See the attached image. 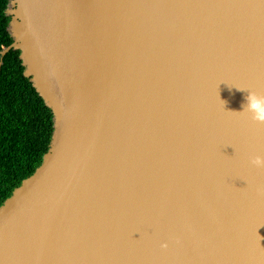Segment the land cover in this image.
<instances>
[{
	"label": "water",
	"instance_id": "95a60500",
	"mask_svg": "<svg viewBox=\"0 0 264 264\" xmlns=\"http://www.w3.org/2000/svg\"><path fill=\"white\" fill-rule=\"evenodd\" d=\"M4 14L0 65L18 51L52 131L0 205V264H264V167L244 164L264 158V123L238 112L264 96V0H9ZM150 84L209 109L150 124Z\"/></svg>",
	"mask_w": 264,
	"mask_h": 264
},
{
	"label": "trees",
	"instance_id": "16d2710c",
	"mask_svg": "<svg viewBox=\"0 0 264 264\" xmlns=\"http://www.w3.org/2000/svg\"><path fill=\"white\" fill-rule=\"evenodd\" d=\"M8 1L0 0V50L12 42ZM18 54L10 50L0 65V205L39 166L52 131L50 111L23 76Z\"/></svg>",
	"mask_w": 264,
	"mask_h": 264
},
{
	"label": "bare ground",
	"instance_id": "6f19581e",
	"mask_svg": "<svg viewBox=\"0 0 264 264\" xmlns=\"http://www.w3.org/2000/svg\"><path fill=\"white\" fill-rule=\"evenodd\" d=\"M197 41H190L189 50L191 47L196 43ZM264 43V41H262ZM211 48H215V54L216 56H229V48L225 47L223 43L215 44V42H209V41H202L200 46V51L203 56H207L209 53V50ZM176 55H172L174 59H181L185 54L181 51H176ZM125 75V78L123 81L128 80L127 76L131 73H122ZM154 74H151V77ZM145 77H142L141 81L144 80ZM151 85V94L143 95L141 98L146 99L145 101L148 102L147 106H144L145 110L142 111V115L149 116L148 118L151 120L150 124L153 122H161L163 126H166V128H169L168 123L170 122V116L173 118L176 116L178 112H182L180 114V118H195L197 115H202L207 112V109H209L207 106H198L196 108L194 107H179L174 106L173 101L169 100V98L173 97L174 95L165 93L166 91H176V86H169L166 88H162L159 84H150ZM193 88H207L204 84H198L193 86ZM199 93V97L203 98L208 97L210 95V92L206 90H202ZM215 128L214 130H216ZM213 130V131H214ZM203 138V134L201 135ZM233 158L237 159L236 156L231 155ZM251 158H247L244 162L246 167H249ZM212 261L214 260L213 257H211ZM210 261V263H213Z\"/></svg>",
	"mask_w": 264,
	"mask_h": 264
},
{
	"label": "clouds",
	"instance_id": "9594fccd",
	"mask_svg": "<svg viewBox=\"0 0 264 264\" xmlns=\"http://www.w3.org/2000/svg\"><path fill=\"white\" fill-rule=\"evenodd\" d=\"M238 112H245L250 115L252 120L264 123V96L247 91L244 102L241 104V110ZM249 163L255 167H264V158L253 156Z\"/></svg>",
	"mask_w": 264,
	"mask_h": 264
}]
</instances>
